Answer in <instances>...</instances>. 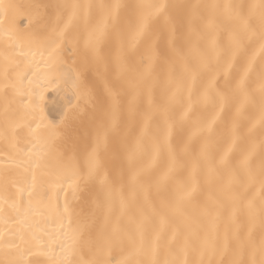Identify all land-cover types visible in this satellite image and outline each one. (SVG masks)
Masks as SVG:
<instances>
[{
    "label": "snow or ice",
    "instance_id": "snow-or-ice-1",
    "mask_svg": "<svg viewBox=\"0 0 264 264\" xmlns=\"http://www.w3.org/2000/svg\"><path fill=\"white\" fill-rule=\"evenodd\" d=\"M0 141V264H264V0H0Z\"/></svg>",
    "mask_w": 264,
    "mask_h": 264
},
{
    "label": "bare ground",
    "instance_id": "bare-ground-1",
    "mask_svg": "<svg viewBox=\"0 0 264 264\" xmlns=\"http://www.w3.org/2000/svg\"><path fill=\"white\" fill-rule=\"evenodd\" d=\"M32 2H54V0H3V3L5 4H27ZM236 2H239V0H236ZM17 23L21 29H24L28 26L29 21L25 18V15H21L17 18ZM37 59H39V57H37ZM43 97L44 98L41 104L44 116L46 117L45 123L48 121L53 123L59 122L61 117L64 116L66 112H75V114L79 116L80 119L87 118V110L84 108L83 104H80L79 110L74 107L78 103L76 100H72V104L69 105L68 101L72 99L70 93L60 91L55 86H48L44 90ZM68 123L74 128L79 124V120H69ZM33 127H35V125H33ZM61 131H64L63 126H61ZM18 136L22 141L31 139L29 136V130L27 128L18 129ZM5 148L6 144L3 141H0V153H2ZM49 164L53 167L56 165V160L54 157L49 160Z\"/></svg>",
    "mask_w": 264,
    "mask_h": 264
}]
</instances>
